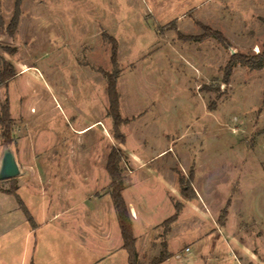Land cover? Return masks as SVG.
I'll return each mask as SVG.
<instances>
[{"label": "rangeland", "instance_id": "rangeland-1", "mask_svg": "<svg viewBox=\"0 0 264 264\" xmlns=\"http://www.w3.org/2000/svg\"><path fill=\"white\" fill-rule=\"evenodd\" d=\"M16 1L0 0V72L16 73L0 82L12 131L5 142L0 122V158L10 146L22 173L0 181L18 188L0 196V264H94L81 238L122 242L113 147L139 264L163 243V264H264V67L236 62L227 76L233 54L264 49V0H20L11 34Z\"/></svg>", "mask_w": 264, "mask_h": 264}, {"label": "trees", "instance_id": "trees-1", "mask_svg": "<svg viewBox=\"0 0 264 264\" xmlns=\"http://www.w3.org/2000/svg\"><path fill=\"white\" fill-rule=\"evenodd\" d=\"M21 1L20 0L16 1L15 14L10 27L11 34L13 33V30H15L18 27L19 24L20 15H21V9H20ZM109 40L112 42L111 61L115 67V70L107 75L108 92H109L108 94L110 99L109 112L114 117V124L116 128L117 137L120 138L122 141H124L123 136L119 134V128H118L119 125L121 124V117L119 114V106H118V93H117V80H118V72H119V69H117L118 46H117V41L113 37H109ZM236 62H241L243 65L251 69H261L262 67H264V49L252 56L233 54L228 63L229 68H228L227 76H229L230 69ZM15 74L16 73H13L12 69L8 66V64H4L3 69L0 72V82L7 83L15 76ZM9 115L10 113H9L8 105L2 106V115L0 117V122L3 125V137L5 138V142L7 143L12 142V138H11L12 131L10 127L11 119L9 118ZM125 157L126 154L124 153V151L116 147H113L110 153L108 154L107 162H106V170L110 178L109 193L112 198L113 205L116 211L118 224L123 240V247L128 253V263L139 264V255L136 248V237L133 231V219L130 213L129 206L126 203L123 196V191L125 187H124L123 173L121 171L120 164L125 159ZM17 190L18 188L14 187L13 190H6L4 192L13 194L17 197L18 196ZM184 190L187 193V187L184 188ZM175 206H176V213L163 222V224H165V232H168L170 230L171 224L174 221H176L180 211L183 208V205L181 203H176ZM28 220H31V218L28 217ZM169 257L170 255L167 252V243H163V250L161 254L157 258L152 260L151 264H160L163 261L167 260Z\"/></svg>", "mask_w": 264, "mask_h": 264}, {"label": "crops", "instance_id": "crops-1", "mask_svg": "<svg viewBox=\"0 0 264 264\" xmlns=\"http://www.w3.org/2000/svg\"><path fill=\"white\" fill-rule=\"evenodd\" d=\"M132 155H133V158L136 157L135 154H132ZM132 160L136 161V159H132ZM124 191H123V193H124ZM0 196H2V197L6 196V198H7V197H12L13 194L4 192L3 190L0 189ZM2 197H0L1 200H3ZM5 200H7V199H5ZM128 205L130 206V211H131V213L133 215V231H134V229H135L134 218H135V215H137V213H136V210L134 209V207L132 206L131 203H128ZM8 211L9 210H7L6 208L4 209V212H8ZM101 223L103 224V222H101ZM101 223H99V225H101ZM82 233H84V231H82ZM115 234H116V227H115ZM120 235H121V232H120ZM134 235H135V233H134ZM121 238H122V236H121ZM78 243L79 244L77 245V247L79 249H81V250L84 249V251H85V250H91V248L92 249L94 248L93 250L96 249V251L100 254V260H97V262H95L94 264H100L102 262H104L103 264H110L111 261L105 262L108 257H109V260L112 259L111 264H129L128 263V253L123 247V240H122V242H120L117 236H115L112 239L111 235H109V233H107L106 234V240L98 241L96 243V245H97L96 248L95 247H91V246L89 247V243L83 238H81V240H79ZM136 248H137L138 255H140V252H139V249H138V239H137V237H136ZM167 260H165V261H167ZM251 260L253 261L254 259H251ZM165 261H163L160 264H163Z\"/></svg>", "mask_w": 264, "mask_h": 264}, {"label": "water", "instance_id": "water-1", "mask_svg": "<svg viewBox=\"0 0 264 264\" xmlns=\"http://www.w3.org/2000/svg\"><path fill=\"white\" fill-rule=\"evenodd\" d=\"M21 173V168L16 160L12 148L10 146H6L0 158V181L15 178Z\"/></svg>", "mask_w": 264, "mask_h": 264}]
</instances>
